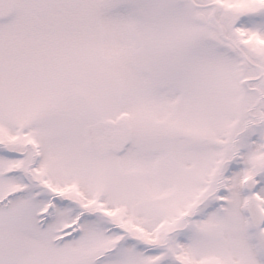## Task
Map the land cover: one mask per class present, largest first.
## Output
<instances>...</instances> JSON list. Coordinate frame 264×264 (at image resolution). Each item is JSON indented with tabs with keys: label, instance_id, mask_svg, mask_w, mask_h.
I'll return each mask as SVG.
<instances>
[{
	"label": "snow or ice",
	"instance_id": "snow-or-ice-1",
	"mask_svg": "<svg viewBox=\"0 0 264 264\" xmlns=\"http://www.w3.org/2000/svg\"><path fill=\"white\" fill-rule=\"evenodd\" d=\"M0 264H264V0H0Z\"/></svg>",
	"mask_w": 264,
	"mask_h": 264
}]
</instances>
